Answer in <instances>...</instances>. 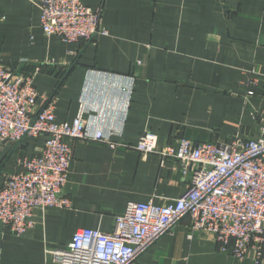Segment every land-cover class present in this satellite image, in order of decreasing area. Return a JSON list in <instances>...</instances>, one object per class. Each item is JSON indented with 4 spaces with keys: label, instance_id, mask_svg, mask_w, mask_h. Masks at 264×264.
I'll list each match as a JSON object with an SVG mask.
<instances>
[{
    "label": "crops",
    "instance_id": "1",
    "mask_svg": "<svg viewBox=\"0 0 264 264\" xmlns=\"http://www.w3.org/2000/svg\"><path fill=\"white\" fill-rule=\"evenodd\" d=\"M40 0H0V65L30 76L37 111L57 123L76 117L91 132L135 145L149 132L159 146L256 140L264 121V0H80L100 12L90 41L64 43L39 27ZM251 93V94H249ZM62 194L70 207L33 213L16 236L0 223V264H61L81 229L109 232L129 202L179 198L189 177L177 163L133 149L75 141ZM41 138L0 145V186L39 154ZM184 218L132 264H253L218 249L212 236L188 238Z\"/></svg>",
    "mask_w": 264,
    "mask_h": 264
},
{
    "label": "built area",
    "instance_id": "2",
    "mask_svg": "<svg viewBox=\"0 0 264 264\" xmlns=\"http://www.w3.org/2000/svg\"><path fill=\"white\" fill-rule=\"evenodd\" d=\"M39 27L46 37L64 43L106 36L100 12L80 0H40ZM251 94V93H249ZM38 95L30 76L17 77L0 65V145L41 138L38 155L21 162L22 171L8 174L0 186V223L16 236L35 226L33 213L70 207L62 194L73 162L75 141L95 142L110 149H133L142 157L157 156L161 166L177 163L189 177L186 191L163 204L129 202L114 218L112 229L76 231L67 248L47 254L61 264H132L165 234L188 218V238L213 237L220 252L253 264H264V121L256 140L159 146L149 132L135 145L91 132L76 117L57 123L52 107L37 111Z\"/></svg>",
    "mask_w": 264,
    "mask_h": 264
}]
</instances>
